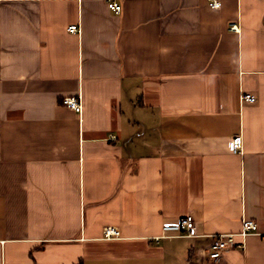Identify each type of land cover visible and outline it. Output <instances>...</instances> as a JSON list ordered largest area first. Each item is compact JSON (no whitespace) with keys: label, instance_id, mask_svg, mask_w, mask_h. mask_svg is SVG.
I'll list each match as a JSON object with an SVG mask.
<instances>
[{"label":"crops","instance_id":"0c3cea01","mask_svg":"<svg viewBox=\"0 0 264 264\" xmlns=\"http://www.w3.org/2000/svg\"><path fill=\"white\" fill-rule=\"evenodd\" d=\"M109 1L0 0V264H264V0Z\"/></svg>","mask_w":264,"mask_h":264},{"label":"built area","instance_id":"2783aa9c","mask_svg":"<svg viewBox=\"0 0 264 264\" xmlns=\"http://www.w3.org/2000/svg\"><path fill=\"white\" fill-rule=\"evenodd\" d=\"M212 7H220L221 2L219 0H209ZM109 7L116 12L121 11V5L115 1H109ZM233 30H239L237 24H233L231 27ZM69 31L75 32L78 29L76 24L69 26ZM243 99L249 102H256L257 97L255 94L247 92L243 93ZM63 102L66 106L74 109L78 112L82 110V103L77 96H67L64 97ZM243 137L242 135H235L229 141V149L233 152H237L242 148ZM163 231L165 232H178L183 235L193 236L196 234V225L193 217L191 215H186L177 221L167 222L163 225ZM120 234L117 227L112 225H107L104 228V236L107 238L118 237ZM250 234H263L258 230V224L256 221L251 219H246L243 221L242 230L238 233H219L212 237L211 244L209 246V258L212 259L214 263H219L223 259L224 250L230 246L242 247V242L236 241V236H247Z\"/></svg>","mask_w":264,"mask_h":264},{"label":"trees","instance_id":"16d2710c","mask_svg":"<svg viewBox=\"0 0 264 264\" xmlns=\"http://www.w3.org/2000/svg\"><path fill=\"white\" fill-rule=\"evenodd\" d=\"M79 264H81V263H79Z\"/></svg>","mask_w":264,"mask_h":264}]
</instances>
